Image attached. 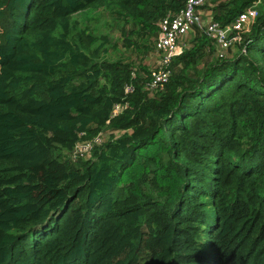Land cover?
<instances>
[{
    "label": "trees",
    "instance_id": "1",
    "mask_svg": "<svg viewBox=\"0 0 264 264\" xmlns=\"http://www.w3.org/2000/svg\"><path fill=\"white\" fill-rule=\"evenodd\" d=\"M186 4L0 0V264H264V0L200 7L258 16L226 52L193 29L152 89Z\"/></svg>",
    "mask_w": 264,
    "mask_h": 264
},
{
    "label": "built area",
    "instance_id": "2",
    "mask_svg": "<svg viewBox=\"0 0 264 264\" xmlns=\"http://www.w3.org/2000/svg\"><path fill=\"white\" fill-rule=\"evenodd\" d=\"M212 0H187L186 8L176 15L165 17L160 24V31L156 40V49L161 54L159 65L154 70V82L152 89H155L160 82L167 81L171 75L170 65L173 59L180 55L184 49L182 38L186 36L193 28L203 29L206 33L214 38L218 48L224 52L230 49L234 44L242 42L244 34L251 28V22L258 16L256 5L249 6L241 12L237 18L229 25L221 26L219 23L210 21L204 22V18L199 11L200 7ZM118 110L115 111L117 113ZM99 140L98 137L92 141L78 145L75 154L80 151H90L94 142Z\"/></svg>",
    "mask_w": 264,
    "mask_h": 264
},
{
    "label": "rangeland",
    "instance_id": "3",
    "mask_svg": "<svg viewBox=\"0 0 264 264\" xmlns=\"http://www.w3.org/2000/svg\"><path fill=\"white\" fill-rule=\"evenodd\" d=\"M93 13H91V14H89L90 16L92 15ZM104 17H105V13H104ZM193 29H195L196 31H195V33H198V34H204L203 33V29L201 28V29H199V28H197V27H195V28H193ZM192 29V30H193ZM191 30V31H192ZM190 31V32H191ZM188 33V35L191 37L190 38V40L187 42V40H185L184 38H182V42H186V43H184L185 44V47L187 46V44H189V43H191V41L195 38V36H197L198 34H196L195 35V33L194 34H192V33ZM158 37V36H157ZM156 37V38H157ZM154 38H155V36L152 38V42H150V45L153 47V45H154V43H156V38H155V41H154ZM129 51V50H128ZM130 53H131V51H129ZM122 53H124L125 54V56L122 54ZM112 56L113 57H128V58H130V59H132L133 61H135V60H138L139 62L140 61H142V57H138V58H136L135 56H137L136 54H134V55H130L129 53H127V52H122L121 50H120V45H119V42H118V49L116 50V49H114L113 50V52H112ZM147 59V57H146V55H145V58H144V60H146ZM144 60L142 61V65H145L144 64ZM138 63V62H137ZM147 63V62H146ZM148 64V63H147ZM146 66H148V65H146ZM153 68V67H152ZM108 135V133L106 132V131H102V133L101 134H99L98 135V138H99V140L97 141V142H94L93 143V145H92V148L93 147H96V146H98V145H100V144H102L103 143V141L106 139V137H108L107 136ZM94 149V148H93ZM80 154H81V156H83V155H85L86 154V151H80L79 152Z\"/></svg>",
    "mask_w": 264,
    "mask_h": 264
},
{
    "label": "crops",
    "instance_id": "4",
    "mask_svg": "<svg viewBox=\"0 0 264 264\" xmlns=\"http://www.w3.org/2000/svg\"><path fill=\"white\" fill-rule=\"evenodd\" d=\"M201 14H202V16H203V18H204V22L208 19L207 18V16L203 13V12H201ZM205 23H207V22H205ZM185 40H187V42L189 41V35L187 34L186 36H184L183 37ZM184 43H186V42H180V45H184Z\"/></svg>",
    "mask_w": 264,
    "mask_h": 264
}]
</instances>
